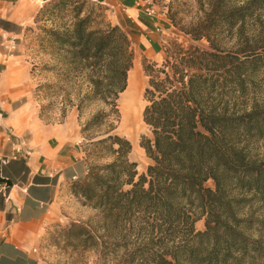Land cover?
<instances>
[{
    "label": "trees",
    "instance_id": "obj_1",
    "mask_svg": "<svg viewBox=\"0 0 264 264\" xmlns=\"http://www.w3.org/2000/svg\"><path fill=\"white\" fill-rule=\"evenodd\" d=\"M81 1L53 0L39 12L74 7L75 23L45 31L42 43L60 55L65 77L87 89L80 86L74 105L85 152L77 169L86 170L72 194L99 222L96 231H71L72 239L86 252L115 247L117 264L263 262V236L251 233L264 228L256 217L264 209V0H198L191 21L180 0L168 3L173 27L208 49L176 39L163 46L161 63L144 59L142 173L132 143L117 132L132 42L119 26L93 28ZM92 105L99 110L82 122ZM258 144L262 153L253 150Z\"/></svg>",
    "mask_w": 264,
    "mask_h": 264
},
{
    "label": "crops",
    "instance_id": "obj_2",
    "mask_svg": "<svg viewBox=\"0 0 264 264\" xmlns=\"http://www.w3.org/2000/svg\"><path fill=\"white\" fill-rule=\"evenodd\" d=\"M51 1L0 0V183L6 187L5 194L0 193V264H38L39 236L47 214L66 186L79 178L74 121L57 128L43 125L26 101L29 73L13 51L24 28ZM87 1L116 10L117 25L131 42L151 39L152 29L159 26L145 14V4L152 5V0Z\"/></svg>",
    "mask_w": 264,
    "mask_h": 264
},
{
    "label": "rangeland",
    "instance_id": "obj_3",
    "mask_svg": "<svg viewBox=\"0 0 264 264\" xmlns=\"http://www.w3.org/2000/svg\"><path fill=\"white\" fill-rule=\"evenodd\" d=\"M170 1L152 0V5L145 4V10L153 8L154 13L152 15L148 13V10L144 12L150 15L149 18H154L159 23L157 27L160 31H156L157 27L152 29L153 33L149 35L151 39L142 43L139 41L136 43L135 40H132V49L135 55L132 70L135 66L138 67L139 77L134 79V88L125 95H123L124 92L118 101L121 122L117 132L130 142L132 139H136L139 147L141 137L147 133V127L143 121L146 106L144 92L148 84L142 67L144 59L161 63L164 60L163 46L167 44V41L176 39L185 45L194 44L204 50L208 49L206 41L192 42L173 27L167 18V5ZM79 2L82 1L79 0ZM86 3L83 16L88 13L93 14V28L106 29L109 26H118L119 16L116 15V10L104 4L90 1ZM180 4L182 16H187V21H191L199 13L198 0H180ZM47 5L42 6L39 12ZM39 12L33 22L24 28L22 40L17 41V48L13 50L15 54L21 57V66L26 68L29 73L26 101H29L33 110L37 111L38 119L43 125L57 128L61 124L74 121V128L79 134L78 145L76 146L77 154L79 160L84 162V140L81 135L79 113L74 105L77 104L80 86H82L83 92H86V86L81 80L72 78L69 81L64 74L65 66H61L60 55L48 47L47 43H42L43 40H48L45 31L72 26L76 21L75 10L74 7L68 5L67 7L61 6L59 12L52 14L46 12L39 15ZM39 87H43L42 91H39ZM259 100L261 101V99ZM68 101H72L73 105H70ZM99 108L96 105L88 108L82 122L89 119ZM253 150L262 153L263 148L261 144H258L254 146ZM130 159L138 164L140 173L144 172L149 165V160L144 151L139 154L132 153ZM85 170V165L82 163L81 172L77 169L79 178L66 186L57 205L47 214L39 236L38 264H117L114 254L115 247L107 246V249L104 247L98 252L95 249L86 252L84 248L78 246V243L70 235L71 231L76 232L79 228L88 225L96 231L95 228L99 222L98 213L84 207L82 202L72 194L73 184L84 178ZM207 187L215 188L213 182H209ZM254 210L256 211V208ZM257 215L256 217L264 222V209ZM196 230L205 231L204 219L196 224ZM256 230L258 231L251 233V236L255 239L263 236L262 240L264 241V228L260 231L257 228ZM260 264H264V261Z\"/></svg>",
    "mask_w": 264,
    "mask_h": 264
},
{
    "label": "bare ground",
    "instance_id": "obj_4",
    "mask_svg": "<svg viewBox=\"0 0 264 264\" xmlns=\"http://www.w3.org/2000/svg\"><path fill=\"white\" fill-rule=\"evenodd\" d=\"M138 77H139V68L135 66V68L129 74L128 88L123 95H125L128 91L134 88V79ZM131 143L133 145V152H132L133 154L143 153V150L139 147L138 141L136 139H132Z\"/></svg>",
    "mask_w": 264,
    "mask_h": 264
},
{
    "label": "built area",
    "instance_id": "obj_5",
    "mask_svg": "<svg viewBox=\"0 0 264 264\" xmlns=\"http://www.w3.org/2000/svg\"><path fill=\"white\" fill-rule=\"evenodd\" d=\"M148 13H149L150 15H152V14L154 13L153 9H151V10L148 9ZM20 147H21V148H24V147H25V143H24V142L20 143ZM19 152H20V150L18 149V150H17V153H19ZM27 155H28V156L31 155V151H30V150L27 152ZM5 164H6V163H5ZM5 191H6L5 184H1V183H0V193H1V194H5Z\"/></svg>",
    "mask_w": 264,
    "mask_h": 264
},
{
    "label": "water",
    "instance_id": "obj_6",
    "mask_svg": "<svg viewBox=\"0 0 264 264\" xmlns=\"http://www.w3.org/2000/svg\"><path fill=\"white\" fill-rule=\"evenodd\" d=\"M0 179H1V167H0Z\"/></svg>",
    "mask_w": 264,
    "mask_h": 264
}]
</instances>
